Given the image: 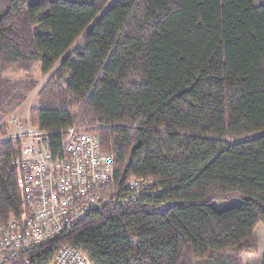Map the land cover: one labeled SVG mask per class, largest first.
Segmentation results:
<instances>
[{"label":"trees","instance_id":"16d2710c","mask_svg":"<svg viewBox=\"0 0 264 264\" xmlns=\"http://www.w3.org/2000/svg\"><path fill=\"white\" fill-rule=\"evenodd\" d=\"M108 3L0 0V223L28 216L5 120L38 69L49 77L31 126L54 155L60 131L96 133L115 201L20 259L47 264L69 246L93 264H240L264 226V0ZM140 178L153 193L127 201Z\"/></svg>","mask_w":264,"mask_h":264},{"label":"built area","instance_id":"2783aa9c","mask_svg":"<svg viewBox=\"0 0 264 264\" xmlns=\"http://www.w3.org/2000/svg\"><path fill=\"white\" fill-rule=\"evenodd\" d=\"M62 134L54 155L47 134L37 129L9 136L20 142L16 183L24 196L28 216L23 222L0 223V264H40L19 253L39 246L72 228L91 211L115 201L109 191L113 156L103 152L96 133L71 126ZM144 178L129 182L133 201L141 193H153ZM118 202H126L118 199ZM47 264H93L81 251L60 248Z\"/></svg>","mask_w":264,"mask_h":264},{"label":"rangeland","instance_id":"374dc122","mask_svg":"<svg viewBox=\"0 0 264 264\" xmlns=\"http://www.w3.org/2000/svg\"><path fill=\"white\" fill-rule=\"evenodd\" d=\"M114 2V0H109V3L106 8L111 6V4ZM7 79H15V80H26L27 78L22 73H7L4 75ZM49 75L42 76L38 69H36L32 74V79L37 83V87L35 90H33L30 95L26 98V100L19 105L15 111L12 113V115L6 120L5 123L7 124V132L9 136L15 135L17 133H26L28 130L35 129L31 126L30 117H29V111L30 109L34 108L37 104L36 95L38 90L41 88V86L45 83ZM7 139H12V138ZM15 140V139H13ZM151 185V184H150ZM238 203V199H231L227 201H213L211 203V206L214 209L222 210L229 208L231 206H234ZM261 225V224H259ZM264 227L263 225H261ZM252 242L255 243V252L244 251L240 254L235 253L233 250H226L224 253L228 255L229 257H237L238 254V261L240 264H261V259H259V253L257 248V243L255 242V239L252 237Z\"/></svg>","mask_w":264,"mask_h":264},{"label":"crops","instance_id":"0c3cea01","mask_svg":"<svg viewBox=\"0 0 264 264\" xmlns=\"http://www.w3.org/2000/svg\"><path fill=\"white\" fill-rule=\"evenodd\" d=\"M252 237L255 239V242L257 243L259 259H261L262 261V254L264 250V227L258 224L253 232Z\"/></svg>","mask_w":264,"mask_h":264}]
</instances>
